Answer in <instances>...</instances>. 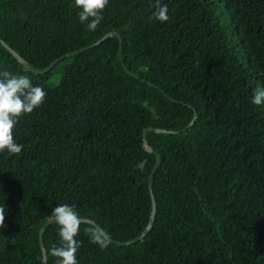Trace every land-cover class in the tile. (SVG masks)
Returning a JSON list of instances; mask_svg holds the SVG:
<instances>
[{"label":"trees","instance_id":"16d2710c","mask_svg":"<svg viewBox=\"0 0 264 264\" xmlns=\"http://www.w3.org/2000/svg\"><path fill=\"white\" fill-rule=\"evenodd\" d=\"M160 3L166 22L155 0H109L89 31L74 0H0L1 38L36 69L117 32L133 72L116 37L40 75L0 42V71L47 93L14 129L22 152H0V264H43L41 232L59 204L115 241L142 235L159 160L151 150L162 155L151 231L101 249L86 232L99 229L82 223L78 264H264V104L251 102L264 87V0ZM149 128L181 133L152 131L146 148ZM58 231L44 235L48 264Z\"/></svg>","mask_w":264,"mask_h":264},{"label":"clouds","instance_id":"9594fccd","mask_svg":"<svg viewBox=\"0 0 264 264\" xmlns=\"http://www.w3.org/2000/svg\"><path fill=\"white\" fill-rule=\"evenodd\" d=\"M109 4V0H74L76 8L81 9L78 16L82 23H86L89 31H95L103 20L102 13ZM156 20L166 22L169 20L167 4L161 5L155 0ZM47 93L39 85H33L26 75L13 74L7 70L0 71V152L7 151L18 155L23 145L14 139V129L18 121L26 114H31L44 102ZM254 105L264 104V87H257L251 101ZM146 161L137 167L143 171ZM5 207L0 206V228L5 226ZM50 220L58 225L59 245H53L51 256L56 258V264H78L77 251L80 242L76 237L80 234L82 217L74 206L59 204L50 213ZM90 242L101 249L108 246V241L99 230L93 226L86 229Z\"/></svg>","mask_w":264,"mask_h":264},{"label":"water","instance_id":"95a60500","mask_svg":"<svg viewBox=\"0 0 264 264\" xmlns=\"http://www.w3.org/2000/svg\"><path fill=\"white\" fill-rule=\"evenodd\" d=\"M109 37H116V38H119L120 39V43H121V48H120V51H121V58H122V61L124 62L127 70L129 73H133L126 65V62H125V57H124V38L123 36L120 34V33H117V32H114V33H110V34H107L105 37H103L101 40H99L98 42H96L95 44L93 45H90L86 48H83L79 51H76V52H73V53H69V54H66L62 57H60L59 59L55 60L52 64H50L46 69L44 70H38L36 69L35 67H33L30 63H28L20 54H18V52L16 50H14L11 46H9L5 41H3V39L1 38L0 36V42L3 44V46H5L8 50H10L12 52V54L19 60V62L25 67V69L27 71H30V72H33L35 74H44L46 72H49L51 71L58 63H60L61 61H63L65 58H71V57H74L78 54H81V53H84L88 50H91L93 48H95L96 46L100 45L103 41H105L107 38ZM135 76H138L136 74H134ZM152 85L154 86H157L156 84L154 83H151ZM198 117V113L196 112L195 114V118L194 120L185 128L184 131L190 129L195 121H196V118ZM159 132V133H173V134H178V133H181V131H167V130H162V129H156V128H149V129H146L145 130V133H144V137H145V146L146 148H150V143H149V140H148V134L150 132ZM154 154H157L158 155V163L152 173V177H151V183H150V190H151V193H152V198H153V210H152V215H151V218H150V223H149V226L146 228V230L143 232L142 235H140L138 238L134 239V240H131V241H126V242H123V241H115L113 240L112 238L108 237V235L104 232V230L96 223H94V221L92 220H88V219H82L81 220V224L82 223H88V224H93L95 225L99 230L100 232L102 233V235L105 237V239L110 242V243H116L117 245H120V246H130V245H133V244H136L140 241H142L146 236L147 234L151 231L153 225H154V221L156 219V213H157V203H156V199H155V196H154V193H153V188H154V181H155V177H156V173L157 171L159 170L160 166H161V163H162V155H160L159 153H157L155 150H151ZM56 225L54 222H52L51 220L48 221V223L44 226L42 232H41V245L43 247V253H44V262L43 264H48V252H47V249H46V245H45V238H44V235L45 233L47 232V230Z\"/></svg>","mask_w":264,"mask_h":264},{"label":"rangeland","instance_id":"374dc122","mask_svg":"<svg viewBox=\"0 0 264 264\" xmlns=\"http://www.w3.org/2000/svg\"><path fill=\"white\" fill-rule=\"evenodd\" d=\"M224 21H226V18H224ZM60 74V71L59 70H55L54 71V79L58 77V75Z\"/></svg>","mask_w":264,"mask_h":264}]
</instances>
